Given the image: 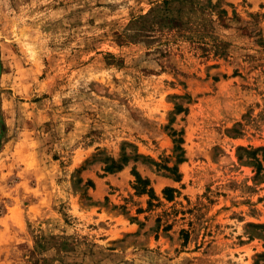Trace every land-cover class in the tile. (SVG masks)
Returning <instances> with one entry per match:
<instances>
[{
    "label": "rangeland",
    "instance_id": "1",
    "mask_svg": "<svg viewBox=\"0 0 264 264\" xmlns=\"http://www.w3.org/2000/svg\"><path fill=\"white\" fill-rule=\"evenodd\" d=\"M0 121V264H264V0H0Z\"/></svg>",
    "mask_w": 264,
    "mask_h": 264
},
{
    "label": "trees",
    "instance_id": "2",
    "mask_svg": "<svg viewBox=\"0 0 264 264\" xmlns=\"http://www.w3.org/2000/svg\"><path fill=\"white\" fill-rule=\"evenodd\" d=\"M179 108V111H182V108L177 106ZM0 148L2 146V139L5 131V124L0 121ZM122 160V162H121ZM121 160H115V159H110V162L105 161V171L107 172H114V171H119L123 168V166L129 162V158L127 156H124L123 159ZM167 170L172 171L173 169H170L169 167H166ZM135 177L137 179L136 184H135V189L137 190L138 193L140 194H149L152 197L155 196L154 190L152 188H149L150 186V180L144 179L141 174L137 171H134ZM89 185L94 186L92 182L89 183ZM173 191V189L166 188L165 189V195L167 196L168 199H172V196L170 193ZM152 204L151 202H149ZM264 228V227H263Z\"/></svg>",
    "mask_w": 264,
    "mask_h": 264
}]
</instances>
